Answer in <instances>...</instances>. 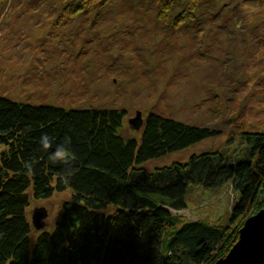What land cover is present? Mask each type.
Returning a JSON list of instances; mask_svg holds the SVG:
<instances>
[{"label":"rangeland","instance_id":"374dc122","mask_svg":"<svg viewBox=\"0 0 264 264\" xmlns=\"http://www.w3.org/2000/svg\"><path fill=\"white\" fill-rule=\"evenodd\" d=\"M164 1L172 5L161 13ZM0 96L125 110L126 137H139L152 113L221 130L148 161L142 167L151 172L194 155L240 160L243 134H264V0H0ZM138 112L137 127L130 120ZM239 195L232 183L191 186L186 209L174 214L181 223L227 225ZM71 196L31 200V224L36 211L46 212L41 227L32 225L33 242L53 231Z\"/></svg>","mask_w":264,"mask_h":264},{"label":"trees","instance_id":"16d2710c","mask_svg":"<svg viewBox=\"0 0 264 264\" xmlns=\"http://www.w3.org/2000/svg\"><path fill=\"white\" fill-rule=\"evenodd\" d=\"M164 2L161 13L172 5ZM182 19L179 14L174 21ZM126 115L120 109L29 104L0 96V146L5 147L0 264H217L227 256L244 220L264 208V134H243L247 152L240 160L228 161L221 153L194 155L185 165L151 172L142 167L148 161L221 130L152 113L139 137H126ZM44 135L47 147L41 144ZM61 145L70 157L50 159ZM229 183L240 195L227 225L181 223L174 214L186 209L191 186L217 190ZM68 190L70 202L53 231L33 242L35 224L27 218L31 200ZM110 207L115 214L105 213Z\"/></svg>","mask_w":264,"mask_h":264},{"label":"water","instance_id":"95a60500","mask_svg":"<svg viewBox=\"0 0 264 264\" xmlns=\"http://www.w3.org/2000/svg\"><path fill=\"white\" fill-rule=\"evenodd\" d=\"M143 122L140 112L130 120L135 126ZM46 212L38 210L33 216V223L41 227ZM239 241L229 254L217 264H264V208L246 219L239 232Z\"/></svg>","mask_w":264,"mask_h":264},{"label":"clouds","instance_id":"9594fccd","mask_svg":"<svg viewBox=\"0 0 264 264\" xmlns=\"http://www.w3.org/2000/svg\"><path fill=\"white\" fill-rule=\"evenodd\" d=\"M49 137L47 135H44L41 137V144L44 147H47L49 145ZM68 141L65 142V144H67ZM71 153L69 151V149L64 146L61 145L58 147V149L54 152L50 154V159L54 160V161H63V160H67L70 157ZM67 182V181H65Z\"/></svg>","mask_w":264,"mask_h":264},{"label":"bare ground","instance_id":"6f19581e","mask_svg":"<svg viewBox=\"0 0 264 264\" xmlns=\"http://www.w3.org/2000/svg\"><path fill=\"white\" fill-rule=\"evenodd\" d=\"M240 240V239H239Z\"/></svg>","mask_w":264,"mask_h":264}]
</instances>
